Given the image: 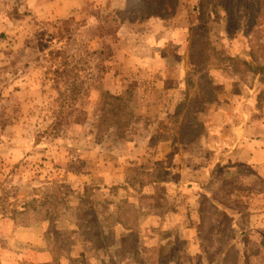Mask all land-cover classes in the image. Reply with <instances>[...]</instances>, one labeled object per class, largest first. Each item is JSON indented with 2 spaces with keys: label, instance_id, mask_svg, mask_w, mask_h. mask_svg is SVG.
Instances as JSON below:
<instances>
[{
  "label": "rangeland",
  "instance_id": "rangeland-1",
  "mask_svg": "<svg viewBox=\"0 0 264 264\" xmlns=\"http://www.w3.org/2000/svg\"><path fill=\"white\" fill-rule=\"evenodd\" d=\"M88 1V17L74 18L79 31L76 30L79 35L76 49L82 51L86 61L92 60V54L86 53L90 39L84 38L83 31L85 24L99 15L107 20L119 16L128 25L149 27L143 38L136 39L135 46L148 61L134 72V79L145 81L147 90L130 103L112 100L111 91H117V85L110 83V74L107 83L99 85L96 72L87 67L88 63L70 74L67 84L50 77L54 85L57 83L52 88L46 83L48 72L34 69L33 57L24 55L22 50L14 55L15 62L8 56L6 65L0 67V264H142L139 257L114 254L115 245L129 231L113 223L112 207L125 194L136 197V187L130 185L132 174L159 167L165 172L169 167V179H182L181 184H167L166 180L145 186L143 190L153 198L154 214L142 215L139 228L132 232L133 239L142 246L161 245L156 264H242L243 253L262 255L263 261L258 256L256 264L263 263L264 165H260L263 155L252 152V163L230 156L210 165L203 163L200 156L202 160H193L196 150H184L183 143L176 141L173 112L164 113L173 103L175 87L170 85H175L180 71L187 73L191 67L186 57L188 41L184 48L170 42L174 33L181 37V33L186 36L195 30L205 35L216 54L235 58V64L224 61L209 70L217 97L207 105L202 115L204 123L208 119L216 129L222 127L224 130L216 138L221 144L230 141L232 147H239L232 143L238 133L232 132L229 120L239 126L243 113L254 125L253 135L263 132L264 82L260 81L256 64L249 62L248 37L242 28L228 33L223 18L215 17L211 27L201 29L193 0H181L174 14L148 23L129 21L124 0ZM49 22L60 24V20ZM108 22L103 21L105 26ZM49 31L57 33L55 29L46 32ZM164 31L168 42L159 48ZM45 37L52 42V36L45 33ZM25 58H29L30 65L14 69L23 65ZM40 89L46 91L45 95L34 98L36 91L41 93ZM123 109L125 113L120 114ZM163 130H167L163 132L167 141L174 137L170 150L163 160L148 163V154L153 151L152 144L147 143L162 136ZM88 145L99 147L100 151L84 148ZM175 152L181 153L173 158ZM193 161L200 166V184L211 187L216 202L227 209V215L235 222L230 242L226 240L228 229L208 237L206 230L199 235L194 227L180 226L189 221L193 225L198 223L204 197L186 181L191 173L196 174L190 170ZM195 190L199 194L192 197L190 194ZM35 198L36 204L46 198V208L38 211V206L34 211ZM165 207L178 211L183 221L166 211L160 212ZM95 211L102 212L105 220L101 221ZM91 216L98 220L91 223ZM20 221L29 225H19ZM47 234L50 241L65 240L68 253H73L75 260L62 256L60 261L52 262ZM249 259L252 264L253 258Z\"/></svg>",
  "mask_w": 264,
  "mask_h": 264
},
{
  "label": "trees",
  "instance_id": "trees-1",
  "mask_svg": "<svg viewBox=\"0 0 264 264\" xmlns=\"http://www.w3.org/2000/svg\"><path fill=\"white\" fill-rule=\"evenodd\" d=\"M180 1L124 0V10L129 21L146 23L166 14H174L181 3ZM194 8L201 29L207 30L208 27H211L215 17L223 18L228 33L237 28H242L244 35L248 37L249 62L256 64L260 81L264 82V0H197ZM75 21L74 17H66L60 20L59 25H56V23L36 19L35 31L25 39L24 48L21 49L24 55L33 57L34 66H44L52 73L54 81L56 77L60 80L59 82H64V84L70 81V74H74L76 69L87 65L82 51L76 49L79 35L77 33L78 23ZM47 29H55L57 33L51 34L50 31L46 32ZM67 30L71 32L69 33ZM45 33L52 36V42L49 43ZM21 50L8 51V56L12 58L13 62H15L14 55H17ZM186 55L191 66L185 77L186 93L176 104L172 119V128L175 131L176 141L179 143L195 140L205 128L202 115L206 110V104L217 97L214 82L209 74L210 68L220 66L224 61L235 62V58L232 56L216 54L205 35L195 30L189 33ZM243 61L247 63V61ZM28 63L29 58H25L24 64L17 65L14 69L29 66ZM114 134L112 133V136ZM165 177L166 172L161 167L152 170H140L131 175L132 182L130 185L138 187V194L133 200L126 197L121 198L113 207L115 216L113 223H118L123 229L129 231L121 240L120 246L114 248L115 255H133L134 259H137L142 252L147 264H156L158 248L144 246L139 249L135 245L132 232L139 228L140 216L149 213L153 206V198L150 194L144 193L143 188ZM35 201L36 198L34 199V211H37L38 206L40 207L38 211L43 207L46 208V198L38 204ZM45 213H48L47 209H45ZM198 216V230L201 232L206 230L208 237L215 235L218 230L226 232L231 224L226 210H222L211 198L202 200ZM18 224L29 225L28 222L21 221ZM47 236L52 262L60 261L62 256L75 260L68 253L65 240L53 242L49 240V234Z\"/></svg>",
  "mask_w": 264,
  "mask_h": 264
},
{
  "label": "crops",
  "instance_id": "crops-1",
  "mask_svg": "<svg viewBox=\"0 0 264 264\" xmlns=\"http://www.w3.org/2000/svg\"><path fill=\"white\" fill-rule=\"evenodd\" d=\"M196 3H197V0H193V11L195 15H196V11L194 7ZM88 5H89L88 0H0V67L2 66L4 67V65H6L7 58H8V51H18L23 48L25 39L30 37L35 31V26H36L35 20L36 19L42 20V21H59L66 17L86 18L88 17L86 15ZM99 16L100 17H96L94 21H89L87 24H85L84 31H83L84 38L88 40L90 39L89 40L90 43L88 44V51H86V53L92 54L90 56L92 60L87 61L88 63L87 67H89L90 70L94 69V71L96 72V83L99 85H103L104 81L108 80L107 74H110V78H111L110 83L117 85V91H111L113 92L111 94L112 100L113 99L120 100L124 104L130 103L132 99H135L136 97L141 95L140 93L146 92L147 90V85L145 84V81L139 78L136 80L134 79V75H135L134 72L136 68L139 69L143 66L145 67L147 64L146 63V61H148L147 56H145L143 52H140L139 48L135 46L137 42L136 39L139 38V36H142L144 33H146L149 27H145L143 25L140 27L137 25H132V24L128 25L122 22V19L119 16L112 17L110 20L104 19V17L101 15ZM103 21H110V22H108L107 25L105 26L104 25L105 22L103 23ZM135 27L141 28L142 30L140 32H136L138 30H136ZM169 30L171 32L172 30L173 32L174 31L176 32L175 29H169ZM88 31H94L95 33L94 35H88L87 34ZM171 32L169 34H171ZM189 33L188 34L186 33V36H184L181 33V37H178V34L174 33L175 37H173V39L172 37H170V39H172L170 44L172 46H179V47L184 48L185 41L186 40L188 41ZM166 35H167V31H164L165 38L161 40L159 44L157 45L159 48H161L160 46L167 44L168 41H167ZM157 46L154 45V48H156ZM42 68L46 72H48L47 73L48 82L46 83H49V86L54 88V86H56L57 83L54 85V83L52 82L50 78L52 77V73L49 70H47V68H45L42 65H38V66H35L34 69H38V70L40 69V71L41 70L44 71ZM91 75H92V72H91ZM185 77H186V72L184 71L183 73L182 71H180L178 73V76L176 77L177 79L175 80L176 86L170 85V87H175L174 88L175 91L172 95L173 97L172 105L169 107L168 111L164 112L166 113V115L173 112L178 101L184 97L186 93V86H187ZM100 88L103 89L104 87H100ZM105 88L109 89L108 87H105ZM164 88L166 90L167 88L166 84L164 85ZM40 92L41 93H38L36 91L34 93V98L35 97L40 98L41 95H45L46 93V91L44 92V90H41ZM214 102L215 100H213L210 103L212 104ZM210 103L206 104V110H207V105ZM124 113L125 111L123 109V111L120 114H124ZM207 114H204V115L208 117ZM241 118H242V121L239 122L240 123L239 126H236V127L234 125H236L237 123L235 124L231 120H229L230 129L232 130V132L234 131V133L236 134L238 133V136L235 135L234 138L232 139V143L233 142L235 144L237 143L239 147H232V145L229 144L230 141L227 142V144L225 143L221 144L220 141H218L219 138L217 139L216 137L220 135L224 129L222 127H218L216 129V126L214 125V123L211 124L208 122L209 121L208 119H205V123H204L205 128L202 131V133L195 140L188 142V143H183L182 146L184 147V150L187 148H190L191 150L195 149L196 153L193 154V160H197V159L202 160L201 158H204L202 162L207 163V165L215 164L213 163L215 160L218 159L219 161V160H222L224 157L228 158L229 156L231 158L238 159V160L240 159L242 161L248 160V162L252 163L253 159L251 158L253 157L252 156L253 155L252 152H253V153L263 155V159L262 161H260L261 162L260 165H264V130L258 135L257 134L253 135L252 130H253L254 125L252 124L251 119L247 116L246 113H243V116H241ZM202 120H203V117H202ZM164 131H167V130H163L162 134ZM239 137H240V140H238ZM155 139H156L155 141H152V142L149 141L147 143V144L149 143L152 144V148L150 150L153 151V153L148 154V156L150 155L149 157L150 159H148L149 160L148 163L151 161L153 163L155 159L163 160L162 158L166 157L167 152L170 150V144L172 145L174 137L170 138L169 141H167V137L163 134L162 136L158 135ZM235 139H237V142L235 141ZM84 148L88 150L93 148L94 151L96 152L100 151L99 147L96 148V147H92L91 145H88L86 147L84 146ZM180 153L181 152H175V154L173 155V158L178 157V154ZM95 155L97 156V153ZM198 156H200L201 158H199ZM254 156L256 155L254 154ZM180 157L181 155H179V158ZM243 157L245 158L243 159ZM193 162H194L193 167L190 170L193 172L195 171L196 174L194 173L190 174V179L188 180L186 179L187 184H193L194 186H196V188L200 190V192H202L204 196L202 200L204 198L213 199V201L216 204H218L222 210L224 211L226 210L227 214H229L225 207L221 206L218 202H216L215 200L216 195L211 192V187L204 186V183L200 184L199 182L200 166L198 164H195V161ZM166 170L168 171L169 167H166ZM167 171H166V177L159 181L167 180L166 182L167 184L169 183L181 184L180 180L182 179H179V178L177 181L175 180L171 181L169 179L170 176L168 177L167 175L169 174L168 173L169 171L168 172ZM185 178H188V177H185ZM186 186H189V185H186ZM132 187H136L135 190L138 194V191H139L138 187L137 186H132ZM182 189H183V185H182ZM181 191H178V192H181ZM143 192L147 193L148 191L143 190ZM151 194L154 196L153 192ZM197 194L199 193H197V190H195L194 192H191L190 195L193 197V195H197ZM123 197H126L129 200L134 199L133 196L130 197L127 194L121 196L120 199ZM187 198H190V197L186 196V199ZM177 208H179V206ZM154 209L155 207L153 203L151 211L146 214H149V215L154 214ZM161 210L162 211L160 212L166 211L167 214L168 213L173 214L174 216L178 217L176 218L177 220L180 219L181 221H183L182 217L180 216V213L176 211L175 209L172 211L169 208L165 207V209H161ZM95 214L101 219V221L103 219L105 220V217L103 216L102 212H98L97 214V211H95ZM93 216L89 217V220L91 221V223L92 221H94L95 223L96 219L98 220L96 216L95 218ZM171 218L174 219V217H171ZM87 219L88 218H86V220ZM230 222L231 224L230 226H228V232L226 233V236H227L226 240H228V242L231 241L232 237L230 234H231L232 229L235 227V222L232 219H230ZM115 225H118V223ZM139 226H140V222H139ZM180 226H182V228H188L189 226L194 227L198 234L199 232H201L200 230H198V223L193 225V222L189 221V223L188 222L182 223L180 224ZM119 227L121 226L119 225ZM120 243L121 242L116 244L115 247L120 246ZM135 245L139 249L144 246H150V245L142 246L136 241H135ZM153 246L158 248V251H156V253H158L160 249H162L161 245L159 244L153 245ZM69 254L71 257L74 258L73 253L69 251ZM125 256H128V255H125ZM125 256H122V257H125ZM144 256L145 255H143V253L141 252L139 258L142 260L141 262L142 264H147ZM258 256L261 257L263 261V256L259 254L257 255L252 254L251 256H248L247 254L243 253L240 259L243 262L242 264H246V262H248L247 264H250L249 258L252 257L253 258L252 264H256V261H258L259 259ZM208 262L210 263V261ZM259 264H264V262L259 263Z\"/></svg>",
  "mask_w": 264,
  "mask_h": 264
}]
</instances>
